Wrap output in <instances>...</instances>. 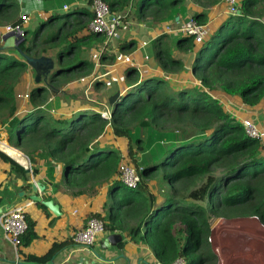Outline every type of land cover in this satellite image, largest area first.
<instances>
[{"label": "trees", "instance_id": "16d2710c", "mask_svg": "<svg viewBox=\"0 0 264 264\" xmlns=\"http://www.w3.org/2000/svg\"><path fill=\"white\" fill-rule=\"evenodd\" d=\"M39 1L46 10L50 2L61 7L64 2ZM103 1L112 13H124L135 0ZM188 2L205 10H195L190 16L201 23L208 21L206 10L225 6L224 0H139L138 20L153 19L162 25L174 22L177 16L187 19ZM239 3L241 15L228 16L201 46L194 38L182 35L158 38L154 57L163 75L142 79L138 69L129 68L124 81L130 89L109 99L113 107L110 119L98 111H82L70 120L56 119L45 108L50 88L45 85L29 94L26 106L31 109L19 112L22 104L17 87L29 66L11 50L0 53V127L8 132L10 145L29 157L37 176L43 169L39 163L45 161L47 181L55 187L60 186L55 165L62 164L63 185L72 195H94L98 188L110 185L105 215L92 214L90 218L103 220L107 232H127L135 244L149 246L160 264H172L179 258L186 264L215 263L210 241L212 220L256 217L264 225V141L250 138L243 122L222 103L230 99L252 109L264 104V0ZM19 12L18 0H0V27L20 22V17L15 20ZM76 13L52 17L41 25L36 38L54 21L69 20ZM80 13L89 20H74L77 29L66 33V39L89 29L93 14L86 9ZM91 37L106 44L102 35ZM26 42L27 37L21 49L30 56L41 57L48 52L41 45L50 40L30 47ZM36 47L39 51L32 55ZM135 48V41L120 44L121 53ZM176 53L195 56L190 69ZM105 58L103 53L101 61ZM111 59L116 63L119 58ZM80 64L61 70L48 81L59 88L60 82H69L73 70L78 69L75 75L82 78L94 67L87 61ZM85 65L90 70L81 72ZM61 78L63 81L58 80ZM108 130L116 139L127 142L126 157L141 178L136 189L126 187L119 179V167L126 158L123 151L114 143L101 142ZM0 158L25 176L26 171L2 151ZM160 171L166 187L162 198L152 191ZM160 199L163 202L158 205ZM28 222L30 229L22 237L19 255L38 237L35 224ZM66 246L56 243L46 255L29 256L26 261L47 264Z\"/></svg>", "mask_w": 264, "mask_h": 264}, {"label": "crops", "instance_id": "0c3cea01", "mask_svg": "<svg viewBox=\"0 0 264 264\" xmlns=\"http://www.w3.org/2000/svg\"><path fill=\"white\" fill-rule=\"evenodd\" d=\"M19 1V0H18ZM139 0H135L131 3V7L126 9L124 12L125 14H129V20L131 22L130 30L123 34L120 40H113L105 45L101 44L97 40H93L94 37H91V33L87 29L83 31H79V33L75 37H70L68 39L65 38V34L71 31H75L76 24L74 20L77 18H82L84 21L89 20L88 17H84L80 15L83 9H87L88 6H91L85 0H64L63 5H57L55 2L48 3L50 6L49 10L45 9V4L40 2L39 0H20L19 6L20 11L22 13H28L30 20L28 22H24L23 26L25 29L28 30L34 29L38 24L44 22L45 20H49L52 17L58 15H65L70 12H78L76 13L71 19L69 20H57L54 21L50 27L53 32H56L60 25L64 22H67L65 30L59 29V36L52 39L49 45H41L44 31L41 33L40 38H38L37 42L34 44L35 46L41 45L42 48H47L48 52L43 54L42 56L50 57L55 62V68L50 73V75L44 79L42 78V82L44 84L40 85L37 84L35 81L36 72L29 67L27 72L25 73L24 77L21 79V83L18 85L17 90L19 94H23V92H27L28 90H33L40 86H50L53 87V84L50 83L49 77L55 72L58 68V62L56 60L57 56L60 57V54L63 51H59V49L64 44L71 43H78L84 44L86 48H89V51H85L84 53H88L86 55V59H80L81 62H90L94 67L88 75H84L81 79L78 78L75 74L78 73L76 70L75 73L69 75V82L66 83L67 87L70 86H77V87H86L92 86L93 84L102 83L99 86H95L96 89L104 88L105 98H107L106 108L110 105L109 99L115 96L119 92L128 91L130 88L126 85L124 81V74L129 68L138 69L141 78L145 79L153 75L162 76L163 72L161 69L157 67V60L154 57V43L155 41L163 35H168L169 37L177 38L178 36L174 33H167L166 26H170L173 29H177L181 23L185 21V17L177 16L174 22H166L160 25L153 21V19H147V21H139L138 20V11H139ZM68 6L69 10H65L64 7ZM190 9L189 17L193 15L195 10L199 12H205L203 8H196L191 2H188L187 5ZM92 7V6H91ZM90 12V11H89ZM208 13V21L212 22L213 29L216 31L222 21L228 18L226 14V7H212L209 10H206ZM92 13V12H90ZM93 14V13H92ZM23 15L20 14L19 17ZM18 17V18H19ZM16 18L17 20H19ZM179 18V19H178ZM178 19V20H177ZM70 21V23H68ZM91 21V19H90ZM89 21V22H90ZM43 25V23H41ZM45 30V29H44ZM213 31V32H214ZM0 35H4V28L0 27ZM80 39H83L82 43H79ZM93 40V41H92ZM126 42H136V48L132 50L130 53H121L120 44ZM93 42V44H92ZM89 44V45H88ZM91 44V45H90ZM2 45V41L0 42V46ZM65 46V45H64ZM41 48V49H42ZM39 51L36 49L32 52V55ZM9 51V50H8ZM11 53L17 59L23 60V57L15 50H11ZM103 53H106L107 58L104 61H101V56ZM68 55V54H67ZM178 55V56H176ZM180 55V56H179ZM182 54L176 53L175 56L177 58L181 57ZM192 54L188 55L189 57ZM116 56L118 57V61H112L111 57ZM125 56L130 57V63L123 64L121 63V59ZM146 57H149L147 60ZM194 55H192L190 67L192 66ZM186 58H188L186 56ZM182 60L185 62V57H181ZM60 62H63V58L60 57ZM76 60V57H75ZM186 64V63H185ZM188 67V66H187ZM190 67H188L190 69ZM105 68V69H104ZM100 69L101 72H100ZM89 71L90 69L87 68L85 65L81 72ZM103 78V80H102ZM46 80V81H45ZM63 81V79H58ZM57 80V81H58ZM117 80L119 82L117 89L114 93L109 96L108 90L110 88L111 82ZM122 81L124 84H121ZM56 82V81H55ZM62 83V84H61ZM64 82H60L62 86ZM68 84V85H67ZM123 88V89H121ZM63 88L62 90H64ZM75 92L73 95H76ZM60 95L57 94L54 97V105L50 108L51 112L57 110L58 108L61 109L60 115L62 116H54L56 119H68L70 120L75 116L77 113L82 111H91L97 112V106L100 107L101 105L98 104L96 101H92V103H96L97 106L94 107L93 104L82 105L79 103L78 98L72 96L70 102L60 101L56 102L57 97ZM21 105V109L19 112L29 111L30 107H27L26 104L28 101H21L19 100ZM48 104L45 105V108ZM241 105V104H240ZM30 106V105H29ZM51 106V104H50ZM49 106V107H50ZM238 115H236L241 121L244 119H252L255 123L260 125L259 127L264 131V104L262 108L260 106L258 108H247V107H238ZM48 109V108H47ZM49 110V111H50ZM59 113V112H58ZM243 117V118H242ZM7 132V131H6ZM1 134V133H0ZM8 134V132H7ZM2 135V134H1ZM6 141H0V151L2 150L7 156L13 159L21 168L25 171L30 169L31 173L28 175L25 172V176L19 173L17 169H14L10 163L5 162L0 158V264H38V263H31L27 262L26 258L29 256H44L49 253L50 249L53 247L54 244H62L66 243L67 246L63 248L54 258L47 264H160L157 259L155 258L152 250L149 246L140 243L135 244L131 241L130 237L128 236L127 232L118 231L123 236L122 242L117 247H112L106 249L105 247V240L109 237L112 233L105 232L101 235L97 241V244L89 249V248H81L76 246L72 242V238L74 234L81 230L85 225L88 219L92 214H104L105 210L104 206L107 202L108 193L110 185L106 184L97 189V193L94 195L84 194L80 196L72 195L71 191L63 185V178H64V169L62 164H57L55 177L57 184H60L59 187H55L51 185L47 181L46 178V162L41 161L39 166H41L42 173L40 175H35L33 172V166L30 162L28 156H26L22 151L15 150L14 147L10 145V136L8 134ZM2 138H4L2 136ZM101 142L104 144H111L114 143L118 148L123 151V156H127V142L125 140L116 139L111 130H108L105 135L101 138ZM7 143V144H5ZM9 143V144H8ZM10 146V147H9ZM2 147V148H1ZM8 150V151H7ZM10 153V154H9ZM24 155H23V154ZM13 154V155H12ZM125 154V155H124ZM15 155V156H14ZM17 156V157H16ZM16 157V158H15ZM32 182H40L43 186H45L46 190L43 193H40V196L43 200H53L55 204L59 206L61 215L56 216L51 212L48 208L44 209L41 207L42 203L32 202L29 198H25L24 196H20L23 192L25 194H30L31 186L30 183ZM163 201L160 199L158 205L161 204ZM43 205V204H42ZM18 208H25L26 214L28 219L35 224V232L37 234V239H35L28 247H24L22 249L21 255H19V251L13 246L11 241L8 239L7 234L5 233L1 218L4 214L13 211ZM131 224H134V221L128 220ZM259 229V228H258ZM213 230V228H212ZM264 231V230H263ZM212 232V231H211ZM214 236H215V231ZM243 236H246L247 232H241ZM228 236H232L228 244L232 247V245L237 246L241 253L244 252L246 257L243 258V264H264V257L261 258L262 251L264 250V240L262 241L259 238L253 239V241H249L248 243L244 244L242 240H236L234 235L231 232H227ZM212 233H211V244H212ZM228 238V237H227ZM234 238V240H232ZM263 238V237H262ZM222 241V240H221ZM121 244H124L123 248H121ZM228 246V248L230 247ZM259 246V247H258ZM257 248L262 250L260 252L257 251ZM213 249V247H212ZM254 249L257 251L255 252ZM214 252V249H213ZM96 253L99 254L101 258H105L107 260H114L111 262H105L101 258L96 256ZM215 254V252H214ZM257 254V255H256ZM255 256V257H254ZM257 258V259H256ZM221 259L222 263L231 264L225 258H218L215 263L218 264V261ZM240 260H237V262ZM236 263V260H234Z\"/></svg>", "mask_w": 264, "mask_h": 264}, {"label": "built area", "instance_id": "2783aa9c", "mask_svg": "<svg viewBox=\"0 0 264 264\" xmlns=\"http://www.w3.org/2000/svg\"><path fill=\"white\" fill-rule=\"evenodd\" d=\"M224 4L228 16H238L239 12H241L239 0H224ZM91 6L94 9V17L91 20L88 29L91 34L102 35L106 37V43H109L113 40L121 39L123 34L130 30L131 22L127 14L112 13L109 5L103 0H93ZM64 9L67 11L69 10V7L65 6ZM29 20L30 17L28 13L21 15L20 22L17 24H10L4 28V34H15L20 39H26L28 33L23 26V23L28 22ZM213 31L214 29L211 21L201 23L193 17H189L181 23L177 29H173L169 25L166 26L167 33H174L177 36L182 35L192 37L197 46L203 45L211 37ZM146 59L148 60L149 57H146ZM121 61L123 64L131 62L130 57L128 56L122 58ZM199 83L200 82L196 80V84ZM29 98L30 96L28 93L18 95L19 100L23 99L24 101H28ZM101 116L105 119L111 118V116H108L107 111H104ZM242 122L246 134L250 138L264 141V131L254 121L245 119ZM127 153H129V149H127ZM124 159L125 160L121 162L119 167V179L126 187L136 189L141 182L139 171L137 167L128 160V157ZM1 221L8 239L18 250L22 237L30 229L25 208H18L4 214ZM105 232L106 226L103 220L99 218H90L86 222V225L74 234L72 242L81 248L91 249L97 244L99 237ZM172 264H186V262L184 259L179 258ZM218 264L227 263H222L220 259Z\"/></svg>", "mask_w": 264, "mask_h": 264}, {"label": "rangeland", "instance_id": "374dc122", "mask_svg": "<svg viewBox=\"0 0 264 264\" xmlns=\"http://www.w3.org/2000/svg\"><path fill=\"white\" fill-rule=\"evenodd\" d=\"M21 13L22 12L20 11L16 18H18ZM16 18H15V20H17ZM187 19H185V20H187ZM41 23H44V24L48 23V20H45L44 22H41ZM41 23L38 24L34 29L30 28L28 30L26 47H30L31 45H33V43H36V41L38 40L36 38V34L41 28ZM10 24L11 23L2 24L3 25L2 29L5 28L6 26L10 25ZM63 25H64V22L60 25V28H58V30L56 32H53L51 30L50 26L49 27L47 26L45 28V30H44L43 39L50 40V42H51L53 38L59 36L58 35L59 29H61L63 31L65 30L64 27L62 28ZM124 34H126V33H124ZM50 35L52 36V38L48 39ZM50 42L45 44V45L46 46L49 45ZM92 44H93V42H92ZM64 45L58 51V52L63 51L65 53V56L63 58V62H60V60H59L60 57L57 56L56 60L58 62V68L55 70V72H53V74L51 76L57 74L61 70H67V69L72 68L74 66H80L81 65L80 64L81 63L80 59L81 60L82 59H86V55L88 54V53L86 54L84 52L86 50L89 51V48H86L83 43L82 44H78V43L75 42L74 43L75 47L72 46L71 42L69 44L66 43ZM176 56H178V55H176ZM75 57H76V60H75ZM181 57H183V58L185 57V59H186L185 63H186V65L188 67H190L192 55L190 57L187 56L188 58H186V56H183V55H181ZM181 57H179V58H181ZM76 70H78V69L73 70V72L75 73ZM101 70L102 69H100V72H101ZM43 79H44V77H43ZM102 80H103V78H102ZM42 84H44V83L41 81L40 85H42ZM121 84H124V82L122 81ZM95 85L96 84H93L92 86H89V87L88 86H86V87H81V86L77 87V86H74V85L70 86V87H67L66 83H64L59 88L58 87H50L49 91H48V93L46 95V104H48L46 106V108H48L47 110H50V108H52V106L55 104L54 103V97H56L55 95L60 93V95L56 99V102L57 101L60 102L61 100L62 101L68 100L66 102H70L71 97L75 96V97L78 98V101H79L80 104L86 105L85 107H87V105L91 104L92 101H96V102H98V104L101 105L100 107H98L96 103H92V104H93L94 107L97 106V109H99L98 112H100L102 114L104 111H107L108 112V116H111V111L113 110V107L111 105H109L108 109L106 108V104H107L108 101H107V98H105L106 94L104 92V88H107V87L105 86L104 88L96 89ZM63 88H65V89L62 90ZM121 89H123V88H121ZM31 92H32L31 90H28L27 92H23V94H26V93L30 94ZM75 92H77L76 95H73ZM21 101H24V100L21 99ZM222 103L225 106H227V108L230 109V111L233 114L239 116V114H238L239 108L238 107H242L239 102L234 101V100H230V99L229 100L224 99L222 101ZM50 104H51V106H50ZM260 108H262V106H260ZM49 112H50L51 116H62V115H60V113H61V109L60 108H58L57 110H54L53 112H51V110H50ZM258 126H260V125H258ZM0 133L2 134V135L0 134V141L1 142L2 141L8 142L9 139H7V138H9V137H8V134H7L6 130L3 127H0ZM2 136L4 138H2ZM158 147L162 148V146H158ZM168 149H169V147L166 149V151ZM146 155L150 156L149 154H146ZM128 160L131 161L130 158ZM157 174H158L157 175L158 178L153 183L152 191L154 193L158 194V196L160 198H162V196L166 193V192H164V188H166V187H165V184H164V181H163V175H162L163 173L160 171ZM216 174L220 175V172H217ZM197 185H199V183ZM250 221H252V222H250ZM212 228H213V230H212V234H213L212 235V247H213L214 252H215L216 261H217V259L219 257H221V258L227 259V261H229L231 264H243L242 260H243L244 257H246L244 252L241 253V250H239V248L237 246L232 245V247H231L228 244V242L230 241V238L232 236H228L226 231L227 232H231V230H232L233 234H231V235H234V236L238 237L237 238L238 240H243L245 238H249L251 240H253V239L255 240V238H259L262 241L264 240V231H263L264 230V225L261 224V222L259 220H257V219H253V220L233 219V220H230V219L220 218V219L212 220ZM216 228H217V231L219 233H221V235L218 234V239L217 240L215 238L216 237V233H215V236H214V232H213V231H215ZM239 231L247 232L248 236L247 235L243 236V234L240 233ZM232 240H234V238ZM228 246H230V247L228 248ZM263 257H264V250L262 251V255H261V258H263ZM234 260H236V263H234ZM237 260H240V262L239 261L237 262ZM249 264H252V263H249Z\"/></svg>", "mask_w": 264, "mask_h": 264}, {"label": "water", "instance_id": "95a60500", "mask_svg": "<svg viewBox=\"0 0 264 264\" xmlns=\"http://www.w3.org/2000/svg\"><path fill=\"white\" fill-rule=\"evenodd\" d=\"M87 9L90 12L94 13V9L91 6H88ZM239 15H241V12H239ZM1 41H2V45L0 46V53L7 51V50L17 51L23 57L24 61L28 64V66L31 67L36 72L35 81L37 84H40L42 81V78L43 77L47 78L50 75V73L54 70L55 62L52 58L47 57V56L33 57V56H30L29 54H27L26 52L22 51L21 44L25 41V39H20L15 34H4V35H2ZM110 85L111 86L108 90L109 96H111V94L116 91L117 86H118V81L114 80L113 82H111ZM10 148H13V147H10ZM14 149L17 150L16 148H14ZM26 173L29 175L31 173L30 169H27ZM30 186H31L30 194H28L26 192L24 194L22 192L20 194V196H22V197L24 196L25 198H29L32 202L42 203L46 208H48L56 216L61 215L59 206L57 204H55V202L53 200H46L45 201L41 198L40 193H43L46 190L45 186H43L40 182H32V183H30ZM253 219L258 220V218H256V217L246 218L243 220H253ZM237 238L238 237H235L236 240H238ZM122 240H123V236L121 233H118V232L112 233L109 237L106 238L105 247H106V249H109L112 247H117L122 242ZM242 241L244 242V244H246L249 241L251 242L253 240H251L249 238H245ZM261 250H262V248H260V249L257 248L258 252H260ZM96 256L98 258H101L99 256V254H97V253H96ZM101 259L105 262L114 261V260H107L105 258H101Z\"/></svg>", "mask_w": 264, "mask_h": 264}, {"label": "bare ground", "instance_id": "6f19581e", "mask_svg": "<svg viewBox=\"0 0 264 264\" xmlns=\"http://www.w3.org/2000/svg\"><path fill=\"white\" fill-rule=\"evenodd\" d=\"M1 148H2V147H1ZM7 151H8V150H7ZM9 154H10V153H9ZM12 155H13V154H12ZM14 156H15V155H14ZM16 157H17V156H16ZM16 157H15V158H16ZM250 222H252V221H250ZM215 233H216V237H215V238H216V240H217V239H218V234L221 235V233H219V232L217 231V228L215 229ZM222 235H223V234H222ZM247 236H248V235H247Z\"/></svg>", "mask_w": 264, "mask_h": 264}]
</instances>
